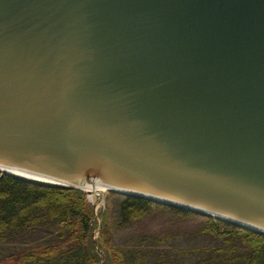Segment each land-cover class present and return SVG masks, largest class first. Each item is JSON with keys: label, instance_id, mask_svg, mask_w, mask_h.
<instances>
[{"label": "water", "instance_id": "obj_1", "mask_svg": "<svg viewBox=\"0 0 264 264\" xmlns=\"http://www.w3.org/2000/svg\"><path fill=\"white\" fill-rule=\"evenodd\" d=\"M10 170L264 234V0H0Z\"/></svg>", "mask_w": 264, "mask_h": 264}, {"label": "trees", "instance_id": "obj_2", "mask_svg": "<svg viewBox=\"0 0 264 264\" xmlns=\"http://www.w3.org/2000/svg\"><path fill=\"white\" fill-rule=\"evenodd\" d=\"M152 205L124 196L111 224L106 206L100 214L97 247L95 213L84 192L0 173V264H264V235L210 218L202 221L189 245L179 242L183 237L178 233L167 230L139 234L132 246L108 243L105 234L110 226L127 228L148 215ZM99 248L105 253L104 262Z\"/></svg>", "mask_w": 264, "mask_h": 264}, {"label": "rangeland", "instance_id": "obj_3", "mask_svg": "<svg viewBox=\"0 0 264 264\" xmlns=\"http://www.w3.org/2000/svg\"><path fill=\"white\" fill-rule=\"evenodd\" d=\"M123 198L124 196L116 193H110L108 195L107 206L109 208L110 215L109 224H111V221L113 220L112 216L117 212L118 202ZM92 202L96 205V200L95 202ZM104 202L105 199H102L101 202L96 205L98 211L103 209ZM205 218V216L196 213H187L186 215L176 213L172 207L153 203L151 211L148 215L134 221L129 227L122 228L121 230H117L110 226V234H105V238H108L106 240L112 245L118 244L120 246H132L136 244L134 237L139 234H157L167 230L166 232H169V234L170 231L178 233L181 237H183L179 240V242L184 245H189V238L193 237L192 234L197 232V228L200 227Z\"/></svg>", "mask_w": 264, "mask_h": 264}, {"label": "bare ground", "instance_id": "obj_4", "mask_svg": "<svg viewBox=\"0 0 264 264\" xmlns=\"http://www.w3.org/2000/svg\"><path fill=\"white\" fill-rule=\"evenodd\" d=\"M21 172H23V173H21ZM12 173L19 175V176H22V177H25V178L38 180V178H33L29 175L24 174L25 171H22V170L19 172L13 171ZM34 177H38V176L34 175ZM40 181H43L44 183L54 184L53 182L46 180V179H42ZM82 185L86 186L85 187L86 191H92V193L89 195V197H90L91 201L95 202V200H96V205H98L101 202V200L103 199L104 195L109 192V188L107 187L108 184H106V182L85 181V183ZM201 210H205V209H201Z\"/></svg>", "mask_w": 264, "mask_h": 264}]
</instances>
